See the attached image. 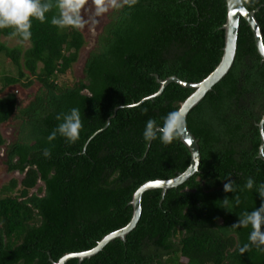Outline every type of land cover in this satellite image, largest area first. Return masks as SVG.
<instances>
[{
	"label": "trees",
	"instance_id": "obj_1",
	"mask_svg": "<svg viewBox=\"0 0 264 264\" xmlns=\"http://www.w3.org/2000/svg\"><path fill=\"white\" fill-rule=\"evenodd\" d=\"M41 2L53 6L43 22L32 19L28 48L7 46L2 37L24 39L0 29V91L38 83L24 105L15 93L0 97V126L13 122L11 140L0 132L4 165L21 176L0 187V264H52L49 259L91 249L129 222L128 203L140 185L183 172L190 155L179 137L168 145L146 143L142 131L148 119L161 123L177 110L192 90L171 83L159 97L126 106L158 90L155 75L199 82L222 55L225 0H122L81 77L70 81L85 40L79 29L51 24L55 0ZM242 3L258 8L264 43V0ZM73 107L81 112L79 138L50 141L57 115ZM263 113L264 62L241 19L231 68L186 117L198 141V173L164 197L160 190L145 192L139 221L124 242L115 239L91 258L66 264H264V246L250 243V226L237 223L262 203L255 186L244 185L248 178L264 183L256 126ZM228 179L234 193L223 191Z\"/></svg>",
	"mask_w": 264,
	"mask_h": 264
},
{
	"label": "water",
	"instance_id": "obj_2",
	"mask_svg": "<svg viewBox=\"0 0 264 264\" xmlns=\"http://www.w3.org/2000/svg\"><path fill=\"white\" fill-rule=\"evenodd\" d=\"M225 7L226 18L224 24L220 28L221 30H223L224 38L222 55L219 60V63L216 65L214 70L199 82H187L185 80L179 79L176 76H170L162 80L155 75L156 82L159 84L158 90L155 93L142 98L137 103L127 105V108L139 106L146 101L153 100L159 97L169 84L175 83L183 88L192 90L191 94L183 102L180 103L177 109L182 110L184 112L186 121L188 113L203 99V97L209 91L212 90L213 86L216 85L228 73L229 69L231 68L236 55L238 30L241 19H243L246 22L247 26L250 28L257 53L261 58V62H264L263 36L260 26L254 16L258 11V8L254 10H248L245 8L244 4L242 3V0H225ZM119 108L122 107L115 108L114 113ZM109 120L110 119L107 120L105 127L109 125ZM263 125L264 113L262 114L260 121L256 124L259 131L260 139L257 158L264 163ZM100 131H97L95 134L99 133ZM93 136H91L88 141L91 140ZM179 141L186 147L190 155L189 165L183 172L177 173L174 177L169 179H156L144 182L136 189V191L132 195L131 200L128 203V205L132 208V215L129 222L125 226L104 235L99 241L96 242L95 246L89 250L75 253H67L61 256L57 261H52L51 259H49L50 262L52 264H66L67 261L76 259L78 263H81L83 260L89 259L100 251H102L108 243L112 242L115 239H119L120 241L124 242L126 235L136 227V224L139 221L142 211V196L145 192L151 190H160L161 197H164V195L169 189H173L180 186L191 176L198 173V167L200 163L198 141L188 130L186 123L183 132L179 136ZM148 147L149 144L147 146V149Z\"/></svg>",
	"mask_w": 264,
	"mask_h": 264
},
{
	"label": "clouds",
	"instance_id": "obj_3",
	"mask_svg": "<svg viewBox=\"0 0 264 264\" xmlns=\"http://www.w3.org/2000/svg\"><path fill=\"white\" fill-rule=\"evenodd\" d=\"M99 3V0H97ZM83 0H55V7L58 15L51 18V24L58 28L79 29L82 27L80 9ZM52 4L41 0H0V29L11 28L13 35H20L24 40L31 37V21L32 19L43 22L45 13L49 12ZM103 11L101 7L99 9ZM56 119L60 121L55 129L50 133L48 139L54 140L57 135L63 137L66 142L74 143L80 134L82 128L81 112L78 108H71L67 113L57 115ZM185 114L182 110L170 111L162 120L157 123L154 119H148L142 131V139L146 143L153 140H159L164 145L171 144L176 140L185 128ZM50 152L45 149L44 155L50 156ZM223 185L225 193H234L236 189L233 187L231 179L226 180ZM255 186L256 194L260 197L262 203L259 208H255L250 212L243 214L242 218L237 221L239 225L251 228L248 234L250 243L257 247L264 246V183L258 186L252 178H248L244 188L253 190ZM232 200L239 204V197L233 196ZM230 199L225 197L221 203L229 205ZM248 245H245L247 248ZM243 251V249H242Z\"/></svg>",
	"mask_w": 264,
	"mask_h": 264
},
{
	"label": "rangeland",
	"instance_id": "obj_4",
	"mask_svg": "<svg viewBox=\"0 0 264 264\" xmlns=\"http://www.w3.org/2000/svg\"><path fill=\"white\" fill-rule=\"evenodd\" d=\"M122 0H83V5L80 9L82 27L79 28L80 32L83 35L85 44L79 51L77 61L72 65V74L68 78L70 81L75 80L81 77L82 68L84 61L88 56L89 51L93 48L98 34L101 32L103 25L107 22L108 15L110 14L112 8L117 3ZM103 8V11H100V8ZM1 41L4 42L7 46H17L21 45L22 49H26L29 46L27 40H18L16 38H6L2 37ZM38 83L34 82L30 87L24 88L18 84L10 85L4 87L0 91V97L4 96L7 93H15L17 99L26 104L31 96L37 91ZM0 132L3 138L6 141L11 140L13 133V122H7L0 126ZM20 175L17 173H9L4 165V156L3 149L0 148V187L3 184L8 183L10 179H20Z\"/></svg>",
	"mask_w": 264,
	"mask_h": 264
}]
</instances>
